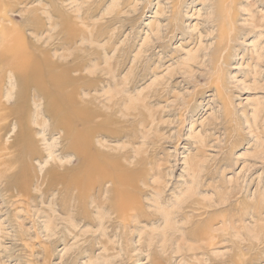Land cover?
<instances>
[{
    "label": "rangeland",
    "instance_id": "1",
    "mask_svg": "<svg viewBox=\"0 0 264 264\" xmlns=\"http://www.w3.org/2000/svg\"><path fill=\"white\" fill-rule=\"evenodd\" d=\"M1 30L59 64L76 57L74 103L90 114L77 126L136 190L123 221L109 180L23 182L50 162L67 181L85 169L34 121L44 101L27 90L37 155L0 117V264H264V0H0Z\"/></svg>",
    "mask_w": 264,
    "mask_h": 264
},
{
    "label": "bare ground",
    "instance_id": "2",
    "mask_svg": "<svg viewBox=\"0 0 264 264\" xmlns=\"http://www.w3.org/2000/svg\"><path fill=\"white\" fill-rule=\"evenodd\" d=\"M37 18L34 17L33 19H37ZM50 21L51 23H53L52 18H50ZM262 24L263 22L256 24V26H262ZM59 28H60V25H59ZM62 28L66 32L65 42L71 44L76 38L75 29L70 24L69 25L66 24ZM7 31L5 32L1 30L2 37H0V41H2V43H0V72H1L0 73L1 74V77H0V112L2 113L0 114V117H2V115L3 116L5 115L6 118L7 116L8 117L13 116L15 118V121L17 123V131L14 134L13 142L21 143L22 145H24L25 146L24 154L25 153L27 155L29 154L30 157L38 154L37 149L35 148L34 142L32 141L33 138L32 139L30 138L31 136L30 135L31 134L30 133L31 132L30 117L27 112L28 108L26 107L27 103H26V95H25L27 90L33 88L35 91L34 94H36L37 97H40L44 101V103H42L43 104L42 107L37 106L34 108V113H35L34 121L40 127H42L43 130L47 133H50L52 131L62 132L61 138L62 140L67 139L68 150L75 153V155L82 157V163L85 164V169L80 174V176L79 174L77 176L72 175V179L68 181L66 180L65 175L59 172V170L56 167L57 164H55V162H50V167L45 169V171L41 175V178L39 175H35L34 172L31 173L30 172L31 169L29 170L25 168L24 174H26L25 176L26 179L23 182H26V183L32 182L33 178L36 176L37 179H41L40 182L47 183V186L43 187L46 189L48 188V186H51L54 182H60V183L61 182H74L75 185H79L81 180L85 178L86 185L93 184V183H97L98 185H100L105 180H109L113 184V188L111 190L109 189L110 194L111 192H113V194L120 197L115 202L114 209L112 208L113 212H115V217H120L124 221L127 218V216L130 215V214H127L128 210H130V208H133L135 206L134 205L135 196L130 193L131 190H136L134 186L135 184H132L130 181L134 173L131 172L130 169L121 166L120 163H115L116 161L113 164H111L106 161L100 162L97 159H95L91 151L92 137L96 132L95 128L94 129L93 127L85 128V130L84 129L81 130L80 128H78L77 125H79V123L82 124L83 123L82 120H88L90 118V114H88L89 112L86 114V111L85 113L83 112L78 113V109H77L78 106H76L77 104L75 105L74 103L75 101L74 99H76L75 94H74L75 82L78 79L83 78L81 76H74L71 74L73 70H78V71L81 70V67H79V65L72 64L74 58L76 57L74 58L72 57L68 65L67 63H65L64 65L59 64L57 63L58 61H53V59L47 53H44V52L37 53L31 50L28 51L25 47L26 42L24 43V38L19 37L18 35L12 36ZM7 72H9L10 74L8 78L10 80L13 79L14 84H15V89L13 88V84H10L11 89L12 90L14 89V91L11 93L14 94V97H15V99L11 102L9 98L6 101L2 100L3 89H1V86H3L4 84L3 82L5 80L4 77L2 76L3 74ZM7 83H11V82H7ZM68 89L70 90L67 91ZM8 102H9V105L7 104ZM45 114L49 116V119L51 121L50 123L51 126L48 128L46 127L47 125L45 121H43L42 119L43 115ZM28 168H30V166ZM24 185L26 184H23V188L21 190L20 188L18 187L17 188L20 190V193L22 195L23 194L29 195L28 187ZM67 187H69V183L67 184ZM74 188H76V186ZM97 193H100V189L98 190ZM105 200H101V201L105 202ZM103 202H102V205H103ZM97 206H99V204ZM74 209L75 208L73 206V210ZM111 214H112V211H111ZM161 215L162 214H160V216ZM149 217H150V213H149Z\"/></svg>",
    "mask_w": 264,
    "mask_h": 264
}]
</instances>
